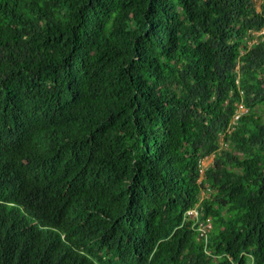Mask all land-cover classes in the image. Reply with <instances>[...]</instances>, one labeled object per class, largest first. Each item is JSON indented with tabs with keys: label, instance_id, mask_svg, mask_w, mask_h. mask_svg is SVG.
Here are the masks:
<instances>
[{
	"label": "trees",
	"instance_id": "16d2710c",
	"mask_svg": "<svg viewBox=\"0 0 264 264\" xmlns=\"http://www.w3.org/2000/svg\"><path fill=\"white\" fill-rule=\"evenodd\" d=\"M235 260L264 264V0H0V264Z\"/></svg>",
	"mask_w": 264,
	"mask_h": 264
},
{
	"label": "clouds",
	"instance_id": "9594fccd",
	"mask_svg": "<svg viewBox=\"0 0 264 264\" xmlns=\"http://www.w3.org/2000/svg\"><path fill=\"white\" fill-rule=\"evenodd\" d=\"M236 81H238V80H236ZM239 105H243L242 111H241ZM247 112H248V107L242 101H239L236 103V108L234 110L233 116L231 118V121H230L227 129L225 130V132H221L219 134V136H220V148H223L226 146V143L223 139L224 134L230 133L232 130H234L239 118ZM236 114H239V116L237 118H235ZM215 154H217V152H211V153L203 156L202 159H200L198 162V170H199L198 182L203 184L201 194H204L205 192H209L211 189L209 187V184L204 182V177H205V172L208 169V167H210L213 164ZM211 191H212V189H211ZM188 219L192 220L191 224L195 227L198 234H200V235L205 234L209 229L212 228L211 219L207 216H204L203 211L198 209L196 207V204L194 206L189 207L184 212L183 221L186 222V221H188ZM237 263L238 262L236 260L233 262V264H237Z\"/></svg>",
	"mask_w": 264,
	"mask_h": 264
},
{
	"label": "built area",
	"instance_id": "2783aa9c",
	"mask_svg": "<svg viewBox=\"0 0 264 264\" xmlns=\"http://www.w3.org/2000/svg\"><path fill=\"white\" fill-rule=\"evenodd\" d=\"M239 107H240V109H241V111L243 110V105H239ZM239 116V114H236L235 115V118H237Z\"/></svg>",
	"mask_w": 264,
	"mask_h": 264
}]
</instances>
